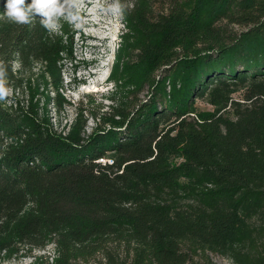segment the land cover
Instances as JSON below:
<instances>
[{
  "label": "trees",
  "instance_id": "16d2710c",
  "mask_svg": "<svg viewBox=\"0 0 264 264\" xmlns=\"http://www.w3.org/2000/svg\"><path fill=\"white\" fill-rule=\"evenodd\" d=\"M120 3L112 104L80 102L64 131L72 33L0 19V262L53 245L31 264H264V0Z\"/></svg>",
  "mask_w": 264,
  "mask_h": 264
},
{
  "label": "rangeland",
  "instance_id": "374dc122",
  "mask_svg": "<svg viewBox=\"0 0 264 264\" xmlns=\"http://www.w3.org/2000/svg\"><path fill=\"white\" fill-rule=\"evenodd\" d=\"M129 2L130 0H120ZM112 0H80L77 7L80 26L65 20L61 22L70 30L73 35L72 58L64 60L62 68L63 88L62 93L71 102L61 113H56L51 107L52 121L58 131L72 119L75 114L74 106L80 102L86 105L91 99L89 109L94 113H101L108 110L112 101L109 98L111 84L107 77L114 58L115 51L119 44L122 22L120 15L109 10ZM225 25L229 31H238L236 24H227L226 20L218 23ZM10 95V94H9ZM17 97H21L18 93ZM235 99L240 98V92L233 94ZM200 109H211V106L202 100H196ZM87 119L86 132H89L95 125L96 119L91 113H84ZM64 131V130H62ZM53 245L44 249H34L26 254L19 253L10 259H4L0 264H31L35 255H52ZM123 255V254H122ZM76 264H105L102 255H96L87 261H78ZM190 264H233L231 260L219 255L207 252L206 255L195 254Z\"/></svg>",
  "mask_w": 264,
  "mask_h": 264
},
{
  "label": "clouds",
  "instance_id": "9594fccd",
  "mask_svg": "<svg viewBox=\"0 0 264 264\" xmlns=\"http://www.w3.org/2000/svg\"><path fill=\"white\" fill-rule=\"evenodd\" d=\"M79 2L80 0H4L0 19L17 25H29L34 18H38L40 25L49 32L59 30L62 19L79 27L76 11ZM109 10L122 15L123 5L120 0H112ZM10 92L7 66L0 62V101L7 100Z\"/></svg>",
  "mask_w": 264,
  "mask_h": 264
},
{
  "label": "built area",
  "instance_id": "2783aa9c",
  "mask_svg": "<svg viewBox=\"0 0 264 264\" xmlns=\"http://www.w3.org/2000/svg\"><path fill=\"white\" fill-rule=\"evenodd\" d=\"M99 160L102 161V162H108V163L112 162L111 159H109V158H107V159H99Z\"/></svg>",
  "mask_w": 264,
  "mask_h": 264
}]
</instances>
